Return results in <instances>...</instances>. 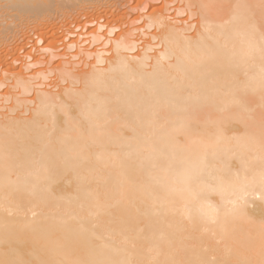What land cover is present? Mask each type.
<instances>
[{
    "label": "bare ground",
    "instance_id": "obj_1",
    "mask_svg": "<svg viewBox=\"0 0 264 264\" xmlns=\"http://www.w3.org/2000/svg\"><path fill=\"white\" fill-rule=\"evenodd\" d=\"M152 1L0 70V264H264V0ZM62 2L0 0V44Z\"/></svg>",
    "mask_w": 264,
    "mask_h": 264
},
{
    "label": "rangeland",
    "instance_id": "obj_2",
    "mask_svg": "<svg viewBox=\"0 0 264 264\" xmlns=\"http://www.w3.org/2000/svg\"><path fill=\"white\" fill-rule=\"evenodd\" d=\"M76 2H75V4H73L72 2V0H70V4L71 5H69V3L68 2H62L63 4H62V6H59V8L57 9L56 7L54 8V11H53V8L51 9V11H53V14H51L52 12L49 10V11H45L46 13H49V15H51V17L50 18H48V19H46L45 21H43L42 22V24H44L43 26H42V24H41V26L43 27H40L39 26V28H41V29H38V28H36L35 27V25L32 23V22H29V24H31V26L29 25V24H26L27 22H24L25 24H24V26L20 29V32L17 34V35H15L14 36V38H12V37H10L9 38V42H2L3 44H0V63L1 62H3V64L1 63L0 64V70L1 71H4V68L5 69H7V70H9V71H12V73H13V71L14 72H16V71H19L20 70V68H21V66H22V64H23V61H28V60H32L33 61V58H34V60H36L35 58H40L41 56H42V59H43V64H41V65H47V66H41V65H36V66H31L32 68H30V72H29V74L30 73H36L37 74V77H38V75L39 74H45V71L46 72H48L49 73V71L52 73V75H51V73L49 74L50 75V81H55V79H56V77H57V75H56V73L54 72V68H55V71H57L56 69H59L58 67H59V64L58 63H62V61H61V59L60 58H58V60L56 59L54 62H53V60L52 61H50L49 63V65L46 63L47 61H48V55H49V53L50 52H48V51H45V54L44 53H42V51H43V49L45 50V48H51L52 46V48L55 50V51H57V50H59V52L58 53H60V51H63V47H64V45H65V43H68V41H66L65 40V38H63L64 37V32H65V30H68V29H71L72 27L74 28V29H76L77 28V26L78 25H84L83 23H87L89 20L92 22V23H96V24H88V27L87 28H85L86 30H90L89 32L88 31H83V30H85V29H82V31H81V29H78V32H79V30H80V33L78 34V32H77V29L75 30V35L77 36V37H75V36H73V37H75V38H81L84 34L86 35V36H88V34L91 32V29L93 28V29H95V27H97V22H99L100 20H102L103 18H101L100 16H105V18L102 20L103 22H102V24L103 23H105L106 22V24H108V23H110L109 24V27L111 26H115L114 27V29H116V31L112 34V35H110L111 36V38L113 39V38H115V35L117 36V34L118 33H120L121 32V30H119V29H117L120 25H122L123 23H126V26L127 25H129V24H131V19L133 20V19H135L136 18V15H138V13H142V14H149V13H152V12H160L162 9H163V3L162 2H160V1H158V2H156V3H153V1L152 0H109L110 2H112L113 1V4L112 3H110L108 0H85V2L83 1H81L82 3H84V4H80V2H78L77 0H75ZM99 1V3L97 4L96 2H98ZM115 1V2H114ZM101 2V3H100ZM150 2V3H149ZM77 3H78V5H77ZM90 3H92V4H90ZM104 3V4H103ZM107 5H106V4ZM110 3V4H109ZM148 3V4H147ZM64 4H68L67 6L66 5H64ZM90 4V5H89ZM94 4H97L98 6L99 5H101V6H99L100 8L103 6V5H106V6H103L102 7V9H100L99 7H98V9H97V5H94ZM119 4V5H118ZM129 4V5H128ZM175 4V5H174ZM173 4V6H171L172 8L175 6V8L176 7H178L179 6V2L177 3H174ZM86 5V6H85ZM65 6V7H64ZM75 6V7H74ZM84 7V8H86L85 10H84V8L82 9L81 7ZM92 6H95V7H92ZM112 7V8H109V10H107L108 9V7ZM62 7V8H61ZM106 7V8H105ZM64 8V9H63ZM67 8H70V9H67ZM140 8V9H139ZM174 8V10H175V12H176V9ZM55 9H56V11H55ZM61 9V10H60ZM73 9V10H72ZM78 9H79V12H77L78 11ZM88 9H89V11H88ZM96 9V10H95ZM133 11H132V10ZM66 10V11H65ZM103 10V11H102ZM173 10V11H174ZM88 11V12H87ZM144 11V12H143ZM51 12V13H50ZM103 12H104V14H106L107 13V16L106 15H103ZM175 12H172V14L174 13V15L176 14ZM86 13H88L87 15H86ZM101 13V14H100ZM109 13V14H108ZM110 13H112V15L110 14ZM124 15H123V14ZM130 13V14H129ZM132 13V14H131ZM56 14H57V16H56ZM75 14V15H74ZM77 14V15H76ZM79 14H81L80 16H79ZM136 14V15H135ZM74 15V16H73ZM97 15V16H96ZM110 15H111V17H110ZM123 15V16H122ZM125 16H127L126 18H125ZM129 16V17H128ZM130 16H131V19H130ZM80 17H82V18H80ZM84 17H86V19L84 18ZM98 17V18H97ZM100 17V18H99ZM107 17V18H106ZM182 17V16H181ZM91 18V19H90ZM119 18V21L117 20ZM123 19V20H121V21H124V22H121L120 21V19ZM125 18V19H124ZM178 18H180V17H178ZM183 18H184V16H183ZM59 19V20H58ZM85 19V20H84ZM106 19H108L107 21H106ZM112 19V20H111ZM114 19V20H113ZM55 22H54V21ZM58 20V21H57ZM81 20V21H80ZM96 20H99V21H96ZM128 20H129V22H128ZM112 21V22H111ZM114 21V22H113ZM47 22V23H46ZM51 22V23H50ZM59 22V23H58ZM108 22V23H107ZM117 22V23H116ZM128 22V23H127ZM54 23V24H53ZM100 23H101V21H100ZM113 23V24H112ZM114 23H116L117 24V26H116V24H114ZM67 24V25H66ZM72 24V25H71ZM26 25V26H25ZM34 25V28H32V26ZM91 25V26H90ZM139 26H141V24H138ZM62 26V27H61ZM68 26V27H67ZM72 26V27H71ZM89 26H90V28H89ZM125 26V27H126ZM46 27V28H45ZM129 27V26H128ZM89 28V29H88ZM124 28V27H123ZM34 29V30H33ZM125 29V28H124ZM126 29H128L127 27H126ZM125 29V30H126ZM36 30V31H35ZM38 30L40 31V33L38 32ZM64 30V31H63ZM73 30V29H72ZM108 30V29H107ZM45 31V32H44ZM47 31V32H46ZM49 31V32H48ZM42 32V33H41ZM44 32V33H43ZM84 32V33H83ZM103 32H107L105 29L103 30ZM48 33V35H46ZM104 33V34H105ZM115 33H117V34H115ZM16 34V33H15ZM36 34H38V35H36ZM42 35V34H44V36H45V39H46V37L48 38V42H51L50 43V45H52L51 47L49 46V43L47 42V39H46V41L44 42V40L45 39H43V42H42V38H40L41 36L40 35ZM78 34V35H77ZM30 35V36H29ZM49 35H51V37L49 38ZM26 36V37H25ZM28 36V37H27ZM38 36H39V38H38ZM43 36V37H44ZM63 36V37H62ZM79 36H81V37H79ZM85 37V36H84ZM83 37V39H88L87 37H85L84 38ZM26 38V39H25ZM63 38V39H62ZM75 38H73L74 40H76ZM12 39V40H11ZM82 38H81V40H82V42H84L85 40H83ZM38 40H40V43L38 42ZM64 42H63V41ZM145 40H148V39H145ZM10 41H12V42H10ZM28 41V42H27ZM27 42V43H26ZM30 42V43H29ZM60 42H62V43H64V45H62V43L60 44ZM12 43V44H11ZM34 43V44H33ZM4 44H5V47H4ZM25 44V45H24ZM86 45L88 44L89 45V43H85ZM3 45V46H2ZM22 45L23 46H28V48H26V47H24L23 49L24 50H21V48H22ZM43 45H44V47H43ZM47 45V46H46ZM58 46L57 47V50H56V47L55 46ZM86 45H83L84 47H86L87 48V46ZM2 46V47H1ZM8 46H10V47H8ZM13 46V47H12ZM63 46V47H62ZM3 47L6 49H4V51H3ZM12 47V48H11ZM31 47V48H30ZM39 47V48H38ZM62 47V48H61ZM89 47V46H88ZM8 48H10L9 50H10V52L9 51H7L8 50ZM26 48V49H25ZM59 48H61V49H59ZM13 49V50H12ZM29 49V50H28ZM92 49H94V47H91V49L90 50H92ZM20 50V51H19ZM29 51L30 53H29V55L27 54V52ZM32 52V53H31ZM46 52H47V54H46ZM5 53V54H4ZM10 53V54H9ZM26 53V54H25ZM63 53V52H62ZM71 53H74V51H71ZM8 54V55H7ZM31 54L33 55V57L31 56ZM35 54V55H34ZM43 54H44V56H43ZM46 55H47V58H46ZM5 56V57H4ZM24 56V57H23ZM25 56L26 57H28V60L25 58ZM6 57H7V59H9V60H6ZM16 58H18V59H16ZM21 59V60H20ZM41 59V58H40ZM41 59V60H42ZM60 59V60H59ZM2 60V61H1ZM11 60V61H10ZM47 60V61H46ZM13 61H18V62H14L15 63V65L12 63ZM22 61V62H21ZM30 61H28V63H31ZM61 61V62H60ZM34 62V61H33ZM53 62V63H52ZM45 63V64H44ZM7 64V65H6ZM11 64H13V65H11ZM57 64V65H56ZM3 65H4V67H3ZM6 65V66H5ZM54 65V66H53ZM41 66V67H40ZM56 66V67H55ZM37 67V68H36ZM39 67V68H38ZM3 70H2V69ZM19 68V69H18ZM33 68H35V69H33ZM52 68V70L53 71H51L50 69ZM38 69V70H37ZM40 69V70H39ZM42 69V70H41ZM33 70H34V72H33ZM37 70V71H36ZM1 71H0V79H1V77H10V72H8L7 74H3L2 75V73H1ZM55 73V74H54ZM41 76V75H40ZM55 76V77H54ZM38 82L40 81V80H37ZM7 88V86H5V87H3V88H1V91L0 92H6L7 90H5ZM3 90V91H2Z\"/></svg>",
    "mask_w": 264,
    "mask_h": 264
},
{
    "label": "snow or ice",
    "instance_id": "obj_3",
    "mask_svg": "<svg viewBox=\"0 0 264 264\" xmlns=\"http://www.w3.org/2000/svg\"><path fill=\"white\" fill-rule=\"evenodd\" d=\"M203 7H208V5H203ZM261 40L264 41V32L261 33ZM261 187L264 188V173L260 177Z\"/></svg>",
    "mask_w": 264,
    "mask_h": 264
}]
</instances>
